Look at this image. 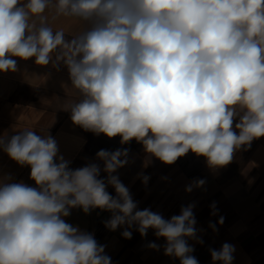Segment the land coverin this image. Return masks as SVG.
Segmentation results:
<instances>
[{
	"label": "clouds",
	"instance_id": "9594fccd",
	"mask_svg": "<svg viewBox=\"0 0 264 264\" xmlns=\"http://www.w3.org/2000/svg\"><path fill=\"white\" fill-rule=\"evenodd\" d=\"M49 9L80 22L81 31L68 38L54 30ZM14 57L66 67L80 96L65 108L75 125L119 136L122 145L135 139L167 165L192 152L223 168L264 137V0H0V72L17 71ZM0 149L30 167L35 183L0 180V264H112L92 233L66 222L76 208L110 212L105 227H124L125 239L134 226L142 237L153 229L166 241L165 255L198 264L188 244L203 243L195 205L170 219L138 210L113 175L128 163V149L99 150L103 169L70 168L53 137L30 129L0 135ZM149 179L142 175L144 184ZM205 183L195 180L185 191ZM234 251L229 243L210 249L213 264H232Z\"/></svg>",
	"mask_w": 264,
	"mask_h": 264
},
{
	"label": "crops",
	"instance_id": "0c3cea01",
	"mask_svg": "<svg viewBox=\"0 0 264 264\" xmlns=\"http://www.w3.org/2000/svg\"><path fill=\"white\" fill-rule=\"evenodd\" d=\"M47 23L54 30L64 29L68 38L76 35L82 29L80 22L64 17H55L52 9L46 10ZM17 63V71L0 72V135L11 136L17 134L21 129H30L37 135L53 137L58 145L59 153L66 160L70 161L69 167L72 169L84 167L88 164L87 156L84 154L86 148H82L79 143H73L69 137L63 135L67 127L76 130L77 126L70 119L55 118V110L41 111V104H47L48 108H58L51 106L52 103H75L80 96L76 89L72 88L67 68L63 65L59 70L51 66H39L35 64L34 58L22 60L13 58ZM59 86L63 87L65 93L55 96H44L41 98V86ZM59 127V125H61ZM55 127L54 133L47 131V126ZM45 129V130H44ZM77 131V130H76ZM78 152L82 156H78ZM76 157V158H75ZM76 164V165H73ZM11 176L8 182H23L29 186L35 187L34 181L30 176V167H21L15 161L0 149V180ZM101 179L106 177L100 175ZM115 190L112 186H110ZM132 196L134 188H128ZM109 192V187L107 188ZM116 195V193H115ZM114 195V196H115ZM137 202L138 210L145 208L161 214L165 219H170L173 215H179L183 201H179L174 206L149 204V200L144 202L133 198ZM143 201V200H142ZM141 203V204H140ZM194 216L196 219L195 228L197 237L203 243H198L195 239H189L188 244L194 248L192 255L198 260V264H213L210 249L219 250L226 243L216 241L215 231L209 227L210 222L215 224L217 219L212 214L213 209L201 216L205 208H200L199 204L193 202ZM111 213L102 211L99 208L91 210L85 214L82 209L71 210L70 216L66 217L67 223L77 226L81 231L92 233L98 244L105 247V254L111 258L112 264H180L178 258L164 254V238H157L153 229H149L147 235L142 237L135 226L131 229L132 238L125 239L122 236L124 227H119L111 231L105 227V221L110 219ZM220 219V218H218ZM230 227V221L224 223ZM155 242L159 245V250L152 249L148 245ZM263 247V246H262ZM255 253V252H254ZM248 253L235 249L232 264H264V250L261 253ZM219 264V262H217Z\"/></svg>",
	"mask_w": 264,
	"mask_h": 264
},
{
	"label": "rangeland",
	"instance_id": "374dc122",
	"mask_svg": "<svg viewBox=\"0 0 264 264\" xmlns=\"http://www.w3.org/2000/svg\"><path fill=\"white\" fill-rule=\"evenodd\" d=\"M64 93L63 87L48 86V83L41 86V98ZM53 104L58 108L49 109L47 104L42 103L41 111L55 110V118L71 120L70 111L65 110L71 103H52L51 106ZM76 130L67 127L63 135L86 148L84 154L88 164L97 163L101 169L103 162L96 159L99 150L128 149V163L113 175H117L127 188H134L132 198L141 203L144 199L149 200L147 205L157 203L168 207L180 200L185 207L195 201L200 208H205L201 212L202 217L215 203L218 209L215 215L217 243L225 241L249 254L264 250V137L254 139L249 148L238 150L227 166L212 169L205 157L192 152L178 158L174 164L167 165L146 153L143 145L135 139L122 145L119 136L110 139L104 134L84 131L79 126ZM45 131L54 133L55 127L47 126ZM78 153L76 157L79 158L82 155ZM100 175L107 177L103 170ZM142 175L150 177L147 184L142 182ZM198 179H204L205 185L186 192V187ZM108 187L109 194L114 196L115 190L110 185ZM221 216L224 217L222 225L218 223ZM227 221H230V227L224 225Z\"/></svg>",
	"mask_w": 264,
	"mask_h": 264
}]
</instances>
